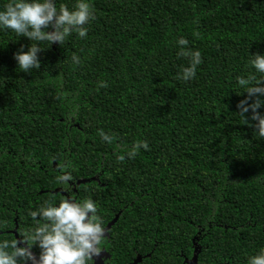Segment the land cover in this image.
<instances>
[{
	"label": "trees",
	"instance_id": "obj_1",
	"mask_svg": "<svg viewBox=\"0 0 264 264\" xmlns=\"http://www.w3.org/2000/svg\"><path fill=\"white\" fill-rule=\"evenodd\" d=\"M90 3L86 37L62 45L0 28V242L34 227L28 213L45 200L71 196L93 200L103 227L117 216L107 264H186L195 247L196 264H248L264 249V139L236 114L237 77L264 79L249 63L264 55V0ZM31 44L40 67L25 73L13 57ZM181 47L201 53L188 81ZM137 140L148 148L128 158L119 146Z\"/></svg>",
	"mask_w": 264,
	"mask_h": 264
},
{
	"label": "clouds",
	"instance_id": "obj_2",
	"mask_svg": "<svg viewBox=\"0 0 264 264\" xmlns=\"http://www.w3.org/2000/svg\"><path fill=\"white\" fill-rule=\"evenodd\" d=\"M93 19L95 15L90 0H75L71 9L67 4H60L58 8L56 0H10L4 10H0V28L10 29L29 41H47L49 46L53 43L64 44L66 38L74 33L80 38L86 37V25ZM49 28L52 30L47 31ZM177 44L186 46L188 41L181 37ZM41 51L37 44H31L27 52L20 50L13 58L18 67L27 73L40 67L37 53ZM178 56L190 60L189 66L182 68L179 78L185 81L193 79L197 65L202 62L200 51L181 47ZM249 56L250 65L257 72L264 73V55L253 53ZM71 59L76 64L80 63L75 54ZM237 83L244 89L242 93L247 95L237 103L236 114L246 124L249 120L255 121L250 126L264 139V115L258 111L264 106V100L260 99L264 96V79L249 75L247 78L237 77ZM99 86L107 87L103 82ZM249 111L251 115L246 117ZM98 135L108 144L115 139L103 130H99ZM119 147L128 158H134L140 149L147 150L148 144L137 140L130 147ZM118 159L123 162L125 155H120ZM59 172L58 183L70 189L75 183L70 165H62ZM97 211L96 203L89 198L78 201L67 196L60 199L58 204L51 199L45 200L36 210L28 213L35 221L34 227L22 232L18 239L0 242V264H88L101 255L106 231ZM33 245L40 249L38 258L31 251ZM248 264H264V249L249 257Z\"/></svg>",
	"mask_w": 264,
	"mask_h": 264
},
{
	"label": "water",
	"instance_id": "obj_3",
	"mask_svg": "<svg viewBox=\"0 0 264 264\" xmlns=\"http://www.w3.org/2000/svg\"><path fill=\"white\" fill-rule=\"evenodd\" d=\"M85 179L81 180V182H84ZM78 181L77 183H79ZM117 220V216H115L107 225L104 227L105 228V236L108 235L107 230L114 224V222ZM12 233L15 235V238H19L17 235L16 227L12 230ZM24 246V245H21ZM197 247L194 248L193 255L191 258H185L184 262L186 264H196V256H197ZM34 254V253H33ZM35 255V254H34ZM36 256V255H35ZM108 256V253L106 252L105 249H102L101 255L99 257L93 258L94 264H104L103 257ZM38 258V256H37ZM141 260V257L138 255L130 264H137Z\"/></svg>",
	"mask_w": 264,
	"mask_h": 264
},
{
	"label": "flooded vegetation",
	"instance_id": "obj_4",
	"mask_svg": "<svg viewBox=\"0 0 264 264\" xmlns=\"http://www.w3.org/2000/svg\"><path fill=\"white\" fill-rule=\"evenodd\" d=\"M108 236H109V233H108L107 236H104V237H108ZM101 249H105V248H104V247H101ZM105 250H106V249H105ZM106 252L108 253V256H104V257H103L104 264H107V263L105 262V259L109 257V252H108L107 250H106ZM91 261H92V264H94L93 259H92Z\"/></svg>",
	"mask_w": 264,
	"mask_h": 264
}]
</instances>
